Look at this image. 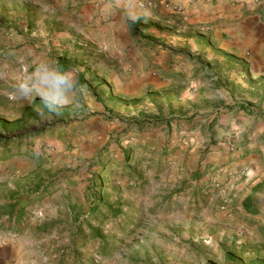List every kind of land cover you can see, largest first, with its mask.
Wrapping results in <instances>:
<instances>
[{"label": "rangeland", "instance_id": "1", "mask_svg": "<svg viewBox=\"0 0 264 264\" xmlns=\"http://www.w3.org/2000/svg\"><path fill=\"white\" fill-rule=\"evenodd\" d=\"M82 5L0 0V69L48 58L83 86L39 115L0 83V189L58 229L69 264H264V84L208 68L116 91Z\"/></svg>", "mask_w": 264, "mask_h": 264}, {"label": "crops", "instance_id": "2", "mask_svg": "<svg viewBox=\"0 0 264 264\" xmlns=\"http://www.w3.org/2000/svg\"><path fill=\"white\" fill-rule=\"evenodd\" d=\"M137 1L149 5L80 0L78 8L83 20L92 22L89 31L103 36L114 62L102 66L113 70L116 91L158 89L195 73L204 84L208 68L264 84V0ZM12 192L8 182L0 189V264H69L72 256L62 255L66 246L55 237L58 229L41 226Z\"/></svg>", "mask_w": 264, "mask_h": 264}, {"label": "clouds", "instance_id": "3", "mask_svg": "<svg viewBox=\"0 0 264 264\" xmlns=\"http://www.w3.org/2000/svg\"><path fill=\"white\" fill-rule=\"evenodd\" d=\"M0 83L12 98L32 103L39 100L38 114L59 113L72 104L82 85L72 69L48 58L31 61L27 70L0 69Z\"/></svg>", "mask_w": 264, "mask_h": 264}, {"label": "built area", "instance_id": "4", "mask_svg": "<svg viewBox=\"0 0 264 264\" xmlns=\"http://www.w3.org/2000/svg\"><path fill=\"white\" fill-rule=\"evenodd\" d=\"M136 3H137L139 6L149 5V2H141V1H137V0H136Z\"/></svg>", "mask_w": 264, "mask_h": 264}, {"label": "trees", "instance_id": "5", "mask_svg": "<svg viewBox=\"0 0 264 264\" xmlns=\"http://www.w3.org/2000/svg\"><path fill=\"white\" fill-rule=\"evenodd\" d=\"M56 64H58V65H60V66L63 67V65H62L59 61H57ZM79 80H80V79L78 78V81H79Z\"/></svg>", "mask_w": 264, "mask_h": 264}]
</instances>
